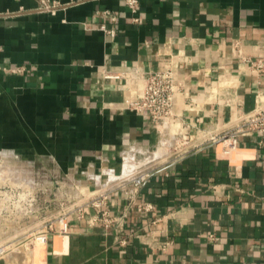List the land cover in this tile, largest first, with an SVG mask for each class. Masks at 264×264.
I'll return each mask as SVG.
<instances>
[{
    "label": "crops",
    "instance_id": "0c3cea01",
    "mask_svg": "<svg viewBox=\"0 0 264 264\" xmlns=\"http://www.w3.org/2000/svg\"><path fill=\"white\" fill-rule=\"evenodd\" d=\"M51 1L0 0V160L97 188L112 224L73 212L65 233L0 264H264V137L227 151L207 137L264 101L250 64L264 63V0H138L135 15L123 0ZM168 67L183 87L170 158L169 131L127 108Z\"/></svg>",
    "mask_w": 264,
    "mask_h": 264
},
{
    "label": "built area",
    "instance_id": "2783aa9c",
    "mask_svg": "<svg viewBox=\"0 0 264 264\" xmlns=\"http://www.w3.org/2000/svg\"><path fill=\"white\" fill-rule=\"evenodd\" d=\"M123 1L128 10L135 15L139 8V1ZM37 2L41 11H52L60 5L59 2L51 0H37ZM111 21L114 22L115 18L111 17ZM102 31L111 36L114 35L112 29H102ZM250 64L251 68L259 73L264 68L262 61L251 62ZM103 77L105 79L119 78V76L108 74H104ZM182 88L181 83L177 80L176 73L170 67L164 71L148 73L142 80L140 93L128 103L127 108L136 114L148 117L162 131H169L171 141L181 146L184 144L182 141L179 142L182 135L171 133V127L174 121L179 119L174 111V105L175 97L182 91ZM215 95L216 93L213 96L215 97ZM261 96L264 97V95ZM251 132L264 137V101L259 102L253 112L240 116L236 126L220 135L211 136L209 141L220 143L223 149L227 151L237 145V138L240 135ZM5 162L0 160V173H3L4 169L8 171L6 170L8 165ZM10 173L11 171L5 174L10 176ZM10 179V177H7L4 183H0V261L10 255H23L24 252H28L37 244H46L53 234L65 233L67 231V216L73 212L83 215L84 210L88 208L100 209L99 212L89 217L88 223L91 225L95 223L112 224V218L109 216L108 210L104 209L106 204L104 194H100L99 197L94 198L90 203H86L76 211L57 215L44 224L40 214L41 209L38 207L39 197L35 193V196L32 194V191L37 188L35 187L36 183L19 182L17 185H11L8 181ZM146 179L147 174L145 173L132 179L134 193L137 192ZM29 185H33L35 188H31ZM136 208L140 212L152 210L150 204H138ZM33 212L34 215H32ZM33 221H37L36 226L29 227L28 223Z\"/></svg>",
    "mask_w": 264,
    "mask_h": 264
},
{
    "label": "rangeland",
    "instance_id": "374dc122",
    "mask_svg": "<svg viewBox=\"0 0 264 264\" xmlns=\"http://www.w3.org/2000/svg\"><path fill=\"white\" fill-rule=\"evenodd\" d=\"M235 116V115H234ZM235 119V118H234ZM231 120L229 119V124L227 128L231 127ZM236 126L235 124H233ZM232 125V127H234ZM200 131H198L199 133ZM166 136V135H165ZM169 136V144L167 146V149L169 150V158L174 155L180 150L183 149V147L175 149L177 147L178 143L170 140ZM168 136L165 138L168 139ZM208 139H210V135L207 136ZM207 139V138H206ZM195 143V141H193ZM165 146H161V148H164ZM167 158V160L169 159ZM28 171H31L30 174H28V177H25L26 175L22 176V174H19L17 172H14V170L11 171L10 176L6 175L4 172L0 173V183L5 182V178L10 177L11 179L8 180L11 185H17L19 182H32L38 184V186L34 191H32V194L35 196L38 195V207L41 209V217L43 220V223L46 224L50 219L57 215H62L67 212L76 211L78 208L83 207L86 203H90L94 198H97L99 194L102 193V191H98L97 188L90 187L87 188L86 182H81L79 184L72 185L68 183L66 180L62 179V177L59 179L58 184H53L52 176L50 173H44L42 175H37V169L35 170L31 168H27ZM50 169V168H48ZM34 170V171H32ZM113 175H111L112 177ZM34 187L33 185H29ZM34 187V188H35ZM35 193V194H34ZM34 215V212L32 213ZM37 221L29 222V227H35ZM38 245V244H37ZM37 245L35 247H37Z\"/></svg>",
    "mask_w": 264,
    "mask_h": 264
},
{
    "label": "bare ground",
    "instance_id": "6f19581e",
    "mask_svg": "<svg viewBox=\"0 0 264 264\" xmlns=\"http://www.w3.org/2000/svg\"><path fill=\"white\" fill-rule=\"evenodd\" d=\"M162 153H164V149L163 148H159V151H158L157 155H160Z\"/></svg>",
    "mask_w": 264,
    "mask_h": 264
}]
</instances>
